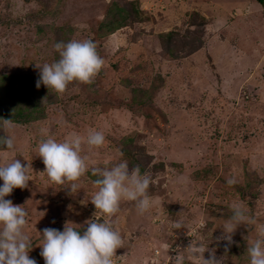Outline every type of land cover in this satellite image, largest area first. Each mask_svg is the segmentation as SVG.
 <instances>
[{
  "label": "rangeland",
  "instance_id": "obj_1",
  "mask_svg": "<svg viewBox=\"0 0 264 264\" xmlns=\"http://www.w3.org/2000/svg\"><path fill=\"white\" fill-rule=\"evenodd\" d=\"M85 39L104 60L92 83L74 81L62 94L37 88L36 64L59 59L54 44ZM0 79V119L28 114L11 130L0 126L15 145L0 146V163L31 165L28 186L5 199L28 213V255L37 264H44V228L63 231L71 222L83 232L94 215L124 237L115 264H171L192 239L224 264H249L255 225H240L227 252L217 238L234 202L264 223V3L0 0ZM89 130L103 132L105 143L82 144L88 171L72 193L70 182L58 185L43 173L37 146ZM121 160L152 177L153 206L142 216L127 201L114 217L101 216L89 201L98 178L91 169ZM178 220L185 228L172 229Z\"/></svg>",
  "mask_w": 264,
  "mask_h": 264
},
{
  "label": "clouds",
  "instance_id": "obj_2",
  "mask_svg": "<svg viewBox=\"0 0 264 264\" xmlns=\"http://www.w3.org/2000/svg\"><path fill=\"white\" fill-rule=\"evenodd\" d=\"M85 27V25H81ZM59 59L43 65L36 64L40 69L36 87L41 84L56 93H64L72 82L90 84L101 71L104 60L98 54L96 44L91 39L70 40L67 43L58 41L54 44ZM6 130L14 128L10 119H0ZM105 143L103 132L89 130L86 137L78 133H70L62 141L49 136L37 146V156L44 164L43 173L48 179L58 185L70 182L68 189L76 192L78 185L75 181L86 174L87 157L81 155L82 144L89 149L99 148ZM0 146L14 149V137L0 136ZM30 164H22L19 159L0 163V264H37L28 253L32 241L26 234L28 213L21 205H14L5 199L14 188L24 189L28 186V170ZM92 175L98 178L93 181L97 190L89 200L96 212L101 216L114 217L120 210L121 202L134 203L138 215L148 212L152 204V197L148 189L152 177L148 173H141L139 165L129 168L126 160L106 168H92ZM228 185H233V178L227 179ZM84 203V201H81ZM231 215L222 226V235L218 240H224L225 252L234 243L233 235L240 225H255L256 238L248 242L247 255L249 264H264V223H257L243 202H234L230 206ZM54 222V221H53ZM87 227L80 231L79 225L66 222L63 231L54 228L42 230L40 256L44 264H115L116 250L124 246V237L113 227L109 219L101 221L96 215L86 220ZM185 228L183 221L172 223V229ZM202 241L192 239L182 251L177 249V255L169 257L171 264H224L223 257L217 258L209 251Z\"/></svg>",
  "mask_w": 264,
  "mask_h": 264
},
{
  "label": "trees",
  "instance_id": "obj_3",
  "mask_svg": "<svg viewBox=\"0 0 264 264\" xmlns=\"http://www.w3.org/2000/svg\"><path fill=\"white\" fill-rule=\"evenodd\" d=\"M258 2L260 3V4H263L264 3V0H258ZM124 20L123 19H120V20H118V21H115L114 23V26L113 27H115V26H119V27H117L116 29H119V28H121V26H123L124 24V22H123ZM109 27V26H108ZM111 27V26H110ZM110 29V28H109ZM0 82L1 83H3V80L2 79H0ZM27 117H28V114H26V113H24L23 111H21V110H17V112L14 114V115H6V118L5 119H10L11 118V120L13 121V122H21V121H24L25 119H27Z\"/></svg>",
  "mask_w": 264,
  "mask_h": 264
}]
</instances>
